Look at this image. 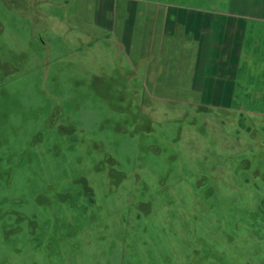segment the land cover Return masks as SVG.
<instances>
[{
  "label": "rangeland",
  "instance_id": "obj_1",
  "mask_svg": "<svg viewBox=\"0 0 264 264\" xmlns=\"http://www.w3.org/2000/svg\"><path fill=\"white\" fill-rule=\"evenodd\" d=\"M259 3L0 0V264H264Z\"/></svg>",
  "mask_w": 264,
  "mask_h": 264
},
{
  "label": "crops",
  "instance_id": "obj_2",
  "mask_svg": "<svg viewBox=\"0 0 264 264\" xmlns=\"http://www.w3.org/2000/svg\"><path fill=\"white\" fill-rule=\"evenodd\" d=\"M219 16L222 18V20H225V19H228V20H232V17H234V15L232 16L231 14H228V13H221V14H219ZM238 17H239V19L240 20H242V21H244V25L243 26H246L247 27V25H252L253 23H256L257 25L256 26H261L262 24H264V0H260V3H259V7H256L254 10H253V12H251L250 13V15L249 14H246V13H240V14H238L237 15ZM178 19H180V20H178V22H176V24H178L180 27H181V29H183V23L186 21H184V19L183 18H178ZM187 19V18H186ZM189 19H193L192 17H189L188 19H187V21H186V23H188V24H191L192 23V20L190 21V23H189ZM235 20V19H234ZM239 21V20H238ZM192 25L195 27V29L193 30V29H191L192 28V26L190 25V27H186V28H184L183 29V35H186V36H188V33H192V31H193V35H194V41H196V42H199L198 40L199 39H197V37L199 36V35H205L204 36V38L202 39V41H204V42H206L207 44H208V39H209V37L211 36H213V34H214V28H208V27H206L205 29H203V30H199V28H197V25H196V23H192ZM166 28L167 27H165L164 29L166 30ZM248 28V27H247ZM164 30V31H165ZM203 31H206L205 33H203ZM223 31V30H222ZM165 32H167V30L165 31ZM170 34V33H169ZM197 36V37H196ZM245 36H246V34H245ZM210 41V40H209ZM246 40H241V39H239V41H238V45H234V47L232 46V45H230V43L229 44H224V46H223V43H222V49H223V52L225 53H223V55L221 56V58H220V62H222V63H226V62H232V61H234V64H232L233 66H230V67H234V69H236V68H239L240 67V63H241V59H239V61H238V56H236L235 55V59H233V58H231V54H229V53H227V50L228 49H230V50H236V52H238V51H240L241 50V48H242V45H243V42H245ZM220 43H221V41H219ZM210 43H211V41H210ZM211 45V44H210ZM214 45V44H213ZM243 49V48H242ZM225 50H226V52H225ZM209 58V57H208ZM235 74V73H234ZM234 77V75H233V73L230 75H228V73H227V71L225 70V71H222V75H221V73L220 74H218L217 75V81H216V79H215V82H212L213 84L212 85H215V84H217V86H216V88L220 85V83H223V82H228V79H229V77H230V80H231V77ZM231 84H233V82H230ZM214 87V86H213ZM215 87H214V89H216ZM214 92V91H213Z\"/></svg>",
  "mask_w": 264,
  "mask_h": 264
}]
</instances>
